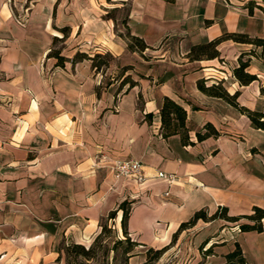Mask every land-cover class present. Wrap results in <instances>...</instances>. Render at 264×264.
<instances>
[{"label": "crops", "instance_id": "obj_1", "mask_svg": "<svg viewBox=\"0 0 264 264\" xmlns=\"http://www.w3.org/2000/svg\"><path fill=\"white\" fill-rule=\"evenodd\" d=\"M121 6L143 50L129 49L104 16ZM227 33L259 42L225 39L216 57L188 56ZM54 39L62 65L49 54ZM104 53L116 71L93 62ZM240 55L256 75L246 85L233 76ZM198 80L264 111V0H0V264H51L61 244L87 247L103 223L123 234L125 200L128 237L141 257L166 246L201 208L224 206L234 216L264 209V130L200 91ZM164 97L186 111L190 143L162 136ZM206 123L218 135L198 140ZM128 158L142 163V183L114 176V162ZM158 170L172 180L155 177ZM262 224L260 232L228 231L223 254L237 243L248 263L264 264Z\"/></svg>", "mask_w": 264, "mask_h": 264}, {"label": "trees", "instance_id": "obj_2", "mask_svg": "<svg viewBox=\"0 0 264 264\" xmlns=\"http://www.w3.org/2000/svg\"><path fill=\"white\" fill-rule=\"evenodd\" d=\"M124 28L126 31L124 37L129 40V43L127 44L128 48L143 50L146 47L145 43L143 42L142 39L130 33L129 28L126 24V17L124 20ZM61 30L65 34L67 29L62 28ZM225 39H232L233 41H237V42H259L258 39H251L246 34L227 33L220 36L219 38L213 39L206 43L192 46L188 53V56L192 59L216 57L218 55V51L216 47L220 41ZM49 54L54 55L57 58L56 65H62V61L64 58L59 54L58 50L53 51V49H51ZM247 66H248V61L242 60V56L240 55L238 57V66L233 68V76L242 85H246L256 79V75L248 73L246 71ZM197 87L200 91H202L207 95L216 96L224 99L230 105L236 107L241 113L245 114L249 118L253 127L264 130V111L251 110L240 105L237 101V92L233 94H229L220 83L207 86L205 85L203 80L197 81ZM159 116H160V129L162 132V136L166 137L168 135L178 133L180 134L182 142L184 144L190 143V141H188L187 139V129L185 125L186 111L181 105H179L178 103H176L175 101H173L168 97H164L162 101V105L159 109ZM204 129L205 130L203 133L196 134L198 140L204 139L208 136L218 135V132L209 123H206L204 125ZM130 207H131V202L127 200L121 202L118 205V208L122 211L121 220H120L122 233L124 234L125 238L131 242V246L127 249V251H129L135 245V242L128 237V233H127V217L130 211ZM114 214L115 211H111L109 213V217H113ZM216 218H221L229 222H237L240 219H245L244 222H240L236 224L239 231L255 230L260 232L263 230L262 219L264 218V209L258 206H253L252 212L250 214L234 216V215H229L227 208L224 206L219 207L212 214H208L206 209L201 208L195 211L187 221L180 223L177 231L172 235V240L181 230L194 226L198 220L208 222ZM103 228L104 226H102V229ZM69 247L80 249V252L83 256H89L90 254V248L85 249L80 244L73 243ZM165 249L166 246L160 249L148 248L146 250V255L153 253V257L157 258L165 251ZM207 250H208L207 252H210L211 247H209ZM224 257H225L224 264H250L243 256L241 248L237 243H235L234 249L226 253ZM148 260H150V257H148Z\"/></svg>", "mask_w": 264, "mask_h": 264}, {"label": "rangeland", "instance_id": "obj_3", "mask_svg": "<svg viewBox=\"0 0 264 264\" xmlns=\"http://www.w3.org/2000/svg\"><path fill=\"white\" fill-rule=\"evenodd\" d=\"M29 0H25L27 4ZM97 6V5H96ZM107 12L104 16L111 17L114 20V31L117 35L124 36V20L126 17V6L119 8L105 9ZM14 17L17 22L22 23L24 16L14 11ZM129 40L127 39V44ZM59 40L52 43L53 51L59 50L62 47ZM130 49V48H129ZM91 52L95 49H90ZM94 63L98 68L105 64L110 66L111 71H116L115 61L107 53L104 55L95 54ZM104 69V67H102ZM109 77L114 79L117 77V72H111ZM199 220L198 224L190 227L188 231L178 233L176 237L166 245L165 251L157 258L153 257V253L145 257L137 254L135 245L127 251L131 246L124 234L117 235L112 223L107 226L103 223L104 228L98 234L89 246L82 245L85 249L90 248L89 256H83L80 249L69 247V245L61 244L62 254L56 261L51 264H224L225 257V240L228 237V231L238 230L237 226L231 225L232 222L221 218H216L212 222L203 223ZM165 247V246H163ZM211 247V251L207 252ZM162 248V247H161ZM160 249V248H159ZM208 253V254H207ZM150 257V260H148Z\"/></svg>", "mask_w": 264, "mask_h": 264}, {"label": "built area", "instance_id": "obj_4", "mask_svg": "<svg viewBox=\"0 0 264 264\" xmlns=\"http://www.w3.org/2000/svg\"><path fill=\"white\" fill-rule=\"evenodd\" d=\"M112 170L116 178H129L138 183H142L146 177L142 163L135 159L116 160L112 166ZM154 176L168 181H171L173 177L171 174H166L160 170L156 171Z\"/></svg>", "mask_w": 264, "mask_h": 264}]
</instances>
